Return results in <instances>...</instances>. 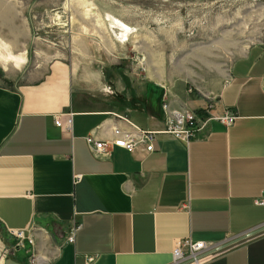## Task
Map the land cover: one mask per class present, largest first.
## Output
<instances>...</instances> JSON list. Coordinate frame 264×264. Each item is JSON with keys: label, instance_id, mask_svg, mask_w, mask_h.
I'll return each mask as SVG.
<instances>
[{"label": "crops", "instance_id": "0c3cea01", "mask_svg": "<svg viewBox=\"0 0 264 264\" xmlns=\"http://www.w3.org/2000/svg\"><path fill=\"white\" fill-rule=\"evenodd\" d=\"M119 68L121 88L103 98L79 93L60 62L0 84V239L25 235L7 260L171 264L175 242L188 238L218 249L203 264H264V229L247 236L264 226V202L255 204L264 193V45L250 46L201 97L167 84L171 108L199 111L212 95L209 114L234 119L210 121L188 143L156 136L148 154L109 146L110 130L125 128L123 119L161 129L164 86H134ZM67 115L68 130L54 125ZM88 135L109 143L104 154Z\"/></svg>", "mask_w": 264, "mask_h": 264}, {"label": "rangeland", "instance_id": "374dc122", "mask_svg": "<svg viewBox=\"0 0 264 264\" xmlns=\"http://www.w3.org/2000/svg\"><path fill=\"white\" fill-rule=\"evenodd\" d=\"M0 41L1 56L26 60L0 62L6 86L60 62L87 98L117 94L116 66L134 86L150 81L168 93L176 83L201 97L250 46L264 45V0H0ZM14 245L0 239V264Z\"/></svg>", "mask_w": 264, "mask_h": 264}, {"label": "built area", "instance_id": "2783aa9c", "mask_svg": "<svg viewBox=\"0 0 264 264\" xmlns=\"http://www.w3.org/2000/svg\"><path fill=\"white\" fill-rule=\"evenodd\" d=\"M187 94H192V89H186ZM201 95V94H200ZM167 91L161 100V109L163 112L162 128L159 130H145L137 128L126 120L125 128L112 127L110 130L111 140L109 146L123 149L127 152H133L137 148H141L143 153L148 154L153 151V142L156 136H168L182 143H188L200 134L207 131L210 121H217L225 125H229L234 116L226 114L224 116H212L209 110L215 103V97L212 95L203 96L205 105L199 110L194 111L186 106L180 108H171L167 99ZM70 115H67L64 122L54 120V125L58 128L68 130L70 128ZM85 143L92 147L94 154H104L108 144L103 141L95 140L91 135L86 136ZM264 202V193L257 200L256 205H262ZM78 225L73 224L69 229L66 237V242L73 243L74 234L77 231ZM10 235L17 242V247H22L25 235L23 231H11ZM30 242V241H29ZM218 249L208 246L202 242H191L188 238L175 242L172 250L171 264H203L212 258Z\"/></svg>", "mask_w": 264, "mask_h": 264}, {"label": "bare ground", "instance_id": "6f19581e", "mask_svg": "<svg viewBox=\"0 0 264 264\" xmlns=\"http://www.w3.org/2000/svg\"><path fill=\"white\" fill-rule=\"evenodd\" d=\"M112 22V21H111ZM111 22H110V24H111ZM114 24H115V26H117V28L119 27V28H122V29H125V27H124V25H122L119 21H117V20H114V22H113ZM113 23L111 24V25H113ZM118 30V29H117ZM126 30V29H125ZM119 31V30H118ZM121 31V30H120ZM127 35H128V33H127V31H125V33L123 34V38H125V40L127 39ZM124 40V41H125ZM123 41V42H124ZM8 52V51H7ZM13 57H15L16 59H12ZM24 59H23V57L21 56H18V57H16V56H12L11 55V53H7L6 55H4V56H1L0 55V62H1V64L5 67V65L6 64H13V66L14 67H17V65H22V64H24ZM141 129V128H140Z\"/></svg>", "mask_w": 264, "mask_h": 264}, {"label": "water", "instance_id": "95a60500", "mask_svg": "<svg viewBox=\"0 0 264 264\" xmlns=\"http://www.w3.org/2000/svg\"><path fill=\"white\" fill-rule=\"evenodd\" d=\"M262 229H264V226L262 228H256L255 230L247 233V236H251V235L255 234L256 232H259ZM2 264H18V263L6 259V260L3 261Z\"/></svg>", "mask_w": 264, "mask_h": 264}, {"label": "clouds", "instance_id": "9594fccd", "mask_svg": "<svg viewBox=\"0 0 264 264\" xmlns=\"http://www.w3.org/2000/svg\"><path fill=\"white\" fill-rule=\"evenodd\" d=\"M0 43H2V41H0ZM12 59H16L15 57H13ZM23 62H26V60L25 61H23ZM17 67H19V65H17ZM5 71H7V68H5Z\"/></svg>", "mask_w": 264, "mask_h": 264}]
</instances>
